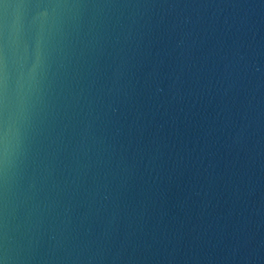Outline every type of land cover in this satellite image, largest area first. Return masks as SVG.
<instances>
[{
	"label": "water",
	"instance_id": "obj_1",
	"mask_svg": "<svg viewBox=\"0 0 264 264\" xmlns=\"http://www.w3.org/2000/svg\"><path fill=\"white\" fill-rule=\"evenodd\" d=\"M0 264H264V0H0Z\"/></svg>",
	"mask_w": 264,
	"mask_h": 264
}]
</instances>
